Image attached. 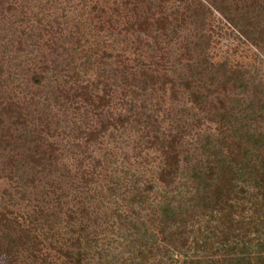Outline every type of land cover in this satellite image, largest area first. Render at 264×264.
Masks as SVG:
<instances>
[{"label":"rangeland","instance_id":"374dc122","mask_svg":"<svg viewBox=\"0 0 264 264\" xmlns=\"http://www.w3.org/2000/svg\"><path fill=\"white\" fill-rule=\"evenodd\" d=\"M214 2L0 0V264L264 255L259 185L200 195L264 138V0Z\"/></svg>","mask_w":264,"mask_h":264},{"label":"trees","instance_id":"16d2710c","mask_svg":"<svg viewBox=\"0 0 264 264\" xmlns=\"http://www.w3.org/2000/svg\"><path fill=\"white\" fill-rule=\"evenodd\" d=\"M210 2V0H207ZM213 3L214 0H212ZM224 1V0H220ZM229 1V0H225ZM223 3V2H221ZM224 5V4H221ZM234 8L231 6L227 7H221L225 13L226 19L229 21L230 24H232L234 27L239 26V25H245V22L243 18L242 24H239L238 21H236L237 17L235 14L238 15V18L243 17L241 14L240 6L236 4V1H234ZM244 22V23H243ZM253 26L252 23H249V28ZM242 30V33L244 36L249 37L250 39V33L251 31L248 30ZM226 115H231L229 112L226 113ZM228 123H230V119L228 118L227 120ZM255 145H253L252 148H249L241 157L235 156L234 162H237L238 164H235L233 160L231 159L232 163H229L227 165V161L225 160V154L222 152H215L214 155V162H213V167L215 166V169L217 170L214 172L213 168H210L211 174L210 176L206 177L208 180H204V185L202 186V192H200L203 204L210 206L213 210L215 209L218 212L224 213L225 209L227 207H230L231 200H238L242 201V199H245L247 192H245L244 189H240L235 191L234 188L235 186L233 184H230L229 182L228 185H225V182L223 180H220V177H212L211 175H217L219 173H230L233 175H239L240 177L242 175H246V178H249V180H252L255 183V187L259 185V188L261 187L262 190L261 193L264 196V159L261 157H257L260 153L264 154V138L262 137H256L255 136ZM171 149V148H169ZM256 150V152H255ZM236 165V166H235ZM210 178V179H209ZM228 191H226V190ZM233 200V201H234ZM236 200V201H237ZM170 217H174L170 215ZM261 253V252H260ZM242 257H237L238 260H243L244 264H251L252 263V258L247 257L246 254H240ZM69 256L70 259H73L72 256ZM255 264H264V255H257L255 257ZM77 264H82L81 259L76 260ZM204 264H213V263H204Z\"/></svg>","mask_w":264,"mask_h":264}]
</instances>
